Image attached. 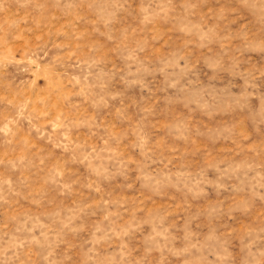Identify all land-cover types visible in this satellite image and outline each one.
Listing matches in <instances>:
<instances>
[{
	"label": "rangeland",
	"instance_id": "obj_1",
	"mask_svg": "<svg viewBox=\"0 0 264 264\" xmlns=\"http://www.w3.org/2000/svg\"><path fill=\"white\" fill-rule=\"evenodd\" d=\"M0 264H264V0H0Z\"/></svg>",
	"mask_w": 264,
	"mask_h": 264
}]
</instances>
